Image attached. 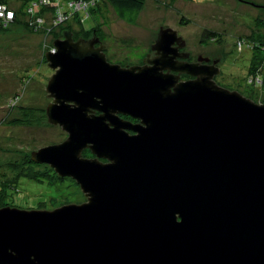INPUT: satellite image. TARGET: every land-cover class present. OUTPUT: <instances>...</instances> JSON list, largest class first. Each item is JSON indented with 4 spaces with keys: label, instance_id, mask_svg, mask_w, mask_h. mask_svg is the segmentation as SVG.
Wrapping results in <instances>:
<instances>
[{
    "label": "water",
    "instance_id": "95a60500",
    "mask_svg": "<svg viewBox=\"0 0 264 264\" xmlns=\"http://www.w3.org/2000/svg\"><path fill=\"white\" fill-rule=\"evenodd\" d=\"M183 48L160 28L151 59L122 67L94 33L52 42L44 113L67 137L30 159L86 201L0 208V264H264V104Z\"/></svg>",
    "mask_w": 264,
    "mask_h": 264
},
{
    "label": "rangeland",
    "instance_id": "374dc122",
    "mask_svg": "<svg viewBox=\"0 0 264 264\" xmlns=\"http://www.w3.org/2000/svg\"><path fill=\"white\" fill-rule=\"evenodd\" d=\"M7 2L6 8L16 13L20 24L0 30V186L15 178L6 195L20 209L52 210L83 203L85 196L74 181L59 178L48 165L35 164L30 159L31 153L59 144L67 135L49 125L47 119L40 127L11 124L21 118V108L44 111L52 102L45 92L53 75L45 53L52 50L54 40H63L70 31L79 33V24L74 18L55 24L54 8L34 16L21 15L23 0ZM101 11L104 20L100 30L108 62L122 67L141 64L160 28H170L184 40L185 51L193 60L199 55L221 59V75L214 78L218 86L264 104V85L248 82L253 57L256 54L263 58L264 50L255 53L245 44L264 46V0H146L133 24L119 19L110 5L101 7ZM96 19L93 16L85 20L86 32L95 28ZM206 30L219 36L202 42ZM86 152L89 153L84 151L83 157L90 158L92 155ZM20 171L25 173L18 175ZM7 197L0 193V205Z\"/></svg>",
    "mask_w": 264,
    "mask_h": 264
},
{
    "label": "trees",
    "instance_id": "16d2710c",
    "mask_svg": "<svg viewBox=\"0 0 264 264\" xmlns=\"http://www.w3.org/2000/svg\"><path fill=\"white\" fill-rule=\"evenodd\" d=\"M40 1L42 0H23V2L21 3V10L19 13L21 15L23 14L27 15V13L30 12L28 14L36 15L40 11L41 12L46 11L45 9L49 10L50 6L55 5L57 2V0H49L50 4L47 8H45V7H42L41 5H38ZM71 1H78V2H81V4L85 5V7H83L79 11L74 12V8H71V10L64 11L66 15L73 14L72 18H74V22H77L79 24L80 32L79 33L72 32L73 34L71 33L73 36V39L77 40L80 38L81 35L86 37L87 34H90V36H92V34L94 33L95 36L100 40V42H103L104 38L100 30L101 28L100 22H103L104 20L102 17L103 12L101 11V7H104L105 5H110L119 19L125 21L126 23L133 24L136 21V18L139 12L142 10L146 0H71ZM7 4H8L7 0H0V6L6 7ZM34 4H37V6H34ZM58 8L63 9L61 7H58ZM93 16L98 18L95 21L96 26L90 32H86L84 30V22L85 20ZM10 24H16V25L20 24V21L17 20L16 13L14 14L12 21H8L5 17L3 19L0 18V30L1 31L5 30V28L9 26ZM218 36L219 35L217 33L206 30L202 34L201 41L203 42V41L211 40V39L214 40ZM247 43L250 44L249 42H245L246 46H249L250 48H252L254 52L255 50H258V51L264 50V46L260 47V45L262 44L257 45L255 43H252V45L250 46ZM262 57L263 58L256 57V54H255L251 62L250 68H249V73L251 74L249 78L260 82V84H258L259 86L264 85V56ZM45 117H46L45 113L41 109L21 108V118L17 120H13L11 124L13 125L22 124L28 127H40L45 122V119H46ZM86 154H89V153L86 152ZM24 173L20 171L17 174L23 175ZM27 176L32 179L34 178V177L29 176L28 174ZM14 182H15V178H13V180L7 183L3 182V184L0 186V193L3 192V195L7 197L6 195L7 188L11 187L12 183ZM7 206L16 207L15 203L13 202V199H9L7 197V201H5L3 205H0V208L7 207Z\"/></svg>",
    "mask_w": 264,
    "mask_h": 264
},
{
    "label": "built area",
    "instance_id": "2783aa9c",
    "mask_svg": "<svg viewBox=\"0 0 264 264\" xmlns=\"http://www.w3.org/2000/svg\"><path fill=\"white\" fill-rule=\"evenodd\" d=\"M49 0H42L38 3V5H41L42 7L47 8L49 6ZM34 6H37V4H34ZM58 7H61L63 9H59ZM83 7H85L84 4H81V2L78 1H69L67 3L62 2L61 0H57L55 5L50 6V8H54V10L52 11V15L54 16V23L57 24V22L59 23H65L68 22L72 17V15H66L64 13L65 10H71V8H74V12L75 11H79L80 9H82ZM88 7V5H87ZM49 8V10H50ZM30 13V12H28ZM27 15H30L28 14ZM30 16H34V15H30ZM6 18L8 21H12L13 17H14V13L7 9L5 6H0V18ZM59 25V24H57ZM249 83H252L253 85L260 84V82H258L257 80H252L249 79L248 80Z\"/></svg>",
    "mask_w": 264,
    "mask_h": 264
},
{
    "label": "flooded vegetation",
    "instance_id": "af4514ba",
    "mask_svg": "<svg viewBox=\"0 0 264 264\" xmlns=\"http://www.w3.org/2000/svg\"><path fill=\"white\" fill-rule=\"evenodd\" d=\"M152 47V46H151ZM151 47H150V51H148L146 54H145V57L147 56V55H150V59H151V57L153 56V52L151 51ZM176 47V44H174L173 46H172V48H175ZM184 53H186V51H185V48H183V49H179L177 52H175V55H179V54H184ZM177 61H186V62H188V63H199L200 65H204V66H209V65H212V63L214 62V61H216L217 62V66H218V68H219V70H220V66L222 65V63H221V59H218V60H213V59H211V58H205V57H202V56H197L196 57V59L195 60H193L192 58H191V56L188 54V58H185V59H181V58H177L176 59ZM143 63H141V64H139V65H136V66H141ZM220 75H221V70H220V73H219ZM215 78V77H214ZM187 79H189L188 77H186V76H182L181 78H180V80L182 81H185V80H187ZM121 118H123V119H126V120H129V121H131L132 123H135V121L134 120H131L130 118H128V117H124V116H120ZM92 157V156H91ZM90 157V158H91Z\"/></svg>",
    "mask_w": 264,
    "mask_h": 264
}]
</instances>
